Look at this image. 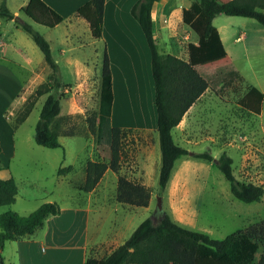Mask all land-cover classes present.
I'll use <instances>...</instances> for the list:
<instances>
[{"label": "rangeland", "instance_id": "1", "mask_svg": "<svg viewBox=\"0 0 264 264\" xmlns=\"http://www.w3.org/2000/svg\"><path fill=\"white\" fill-rule=\"evenodd\" d=\"M85 1L47 0L65 17L55 27L37 23L26 16L21 7L28 0H7L15 18L0 16V133L3 140L0 164L3 172L8 176L12 174L18 186L16 201L0 205V214L8 211L29 214L45 202L59 205L85 202L91 207L88 255L98 258L108 255L124 242L147 217L157 223L168 215L176 223L213 238H224L239 228L264 219V194L260 200L252 202L236 198L217 162L224 152L227 153L233 159V173L239 180L264 186V99L261 113L243 108L238 101L250 83L264 91V39L253 26H249V39L242 40L234 49L238 57L233 63L243 78L220 90L209 86L190 108L187 119L192 128L190 139L197 143L184 141L179 137L178 128L173 130L176 143L190 153L175 161L170 180L162 188L159 183V135L153 127L151 113L152 108L156 113V108L150 98L154 97L150 50L141 26L130 16L128 21L134 31L130 36L136 38L139 52L146 56L147 70L142 59L139 62L136 59L134 67L138 71L124 82L123 66L114 67L117 83L124 80L119 82L121 85L117 91L116 119H124L125 123L133 125L125 128L121 167L119 172L108 169L90 192L79 188L85 180L87 161L102 159L96 133L89 126V117L98 109L103 59L107 40L110 42L112 38L109 26L102 37H94L88 21L76 14V9ZM165 1L177 7L167 14L168 26L162 27L157 35V48L160 52L187 57V44L196 38V34L183 22L179 10L194 0ZM164 2L161 0L157 4L164 7ZM219 15L234 20L226 21L225 27L231 30H239L236 19L258 23L254 18ZM109 17L108 21L114 24L112 16ZM131 21H134L133 25ZM23 22L32 24L34 30L49 41L59 64L60 80L66 91L55 124L60 131L59 140L63 145L60 147L49 148L35 141L36 124L49 93L37 99L22 123L16 122L27 97L40 84L52 79V68L32 37L22 29ZM216 23L219 24L218 20ZM225 44L232 54L233 49L226 37ZM216 63H204L201 69L210 72ZM123 88L128 95L122 98ZM50 92L56 94L57 90L54 88ZM205 151L213 158L193 155ZM68 165L74 168L58 174L61 166ZM119 175L149 186L151 199L148 206H134L116 200ZM262 250L260 247L255 263Z\"/></svg>", "mask_w": 264, "mask_h": 264}, {"label": "trees", "instance_id": "2", "mask_svg": "<svg viewBox=\"0 0 264 264\" xmlns=\"http://www.w3.org/2000/svg\"><path fill=\"white\" fill-rule=\"evenodd\" d=\"M105 1L86 0L76 9V14L88 21L91 33L96 38L103 35ZM158 1L160 0H137L131 7V14L141 26L150 50L155 88L156 129L161 149L159 183L165 188L175 161L190 153L187 148L176 143L173 128L209 86L220 90L243 78L228 57L213 18L219 13L240 15L255 18L264 25V0H194L184 7L183 22L198 35L197 43L188 42L186 58L176 53L160 52L157 48L153 8ZM21 11L33 21L48 27H55L65 19L64 15L46 0H28L21 7ZM0 16L15 18V13L7 6V0H2L0 4ZM21 27L43 52L46 63L52 68V79L40 84L36 91L27 97L16 122L22 123L32 111L37 99L42 94L49 93L36 124L35 141L49 148L63 146L59 140L60 131L55 125L61 112V99L66 95L63 89L65 85L60 80L59 64L53 56L49 41L34 30L32 24L23 22ZM216 61L210 72L201 69L202 64H212ZM54 88L57 90L56 94L50 92ZM114 98L111 60L106 51L98 109L89 117V126L96 133L97 147L102 153V159L87 161L85 180L79 184L82 190L90 191L108 169L115 172L120 170L127 130L112 122ZM263 99L264 93L257 86L248 84L247 91L238 101L243 108L261 113ZM193 155L213 158L208 151ZM217 162L236 198L245 202L262 198L264 186L239 180L233 173V159L227 153L224 152ZM73 168V165L61 166L58 174H65ZM17 194L18 186L14 177H0V205L14 203ZM115 198L124 204L148 206L151 189L126 175H119ZM60 211L61 206L57 202H45L29 214L24 215L17 211L0 214V264H6L2 250L8 240L32 236L45 226L49 216L59 214ZM260 247L263 248L262 254L255 263ZM85 264H264V219L239 228L224 238H213L207 233L176 223L168 215H164L157 223L147 217L108 255L102 258L88 255Z\"/></svg>", "mask_w": 264, "mask_h": 264}, {"label": "crops", "instance_id": "3", "mask_svg": "<svg viewBox=\"0 0 264 264\" xmlns=\"http://www.w3.org/2000/svg\"><path fill=\"white\" fill-rule=\"evenodd\" d=\"M136 1L137 0H106L105 10H104L103 34L106 26L112 28L111 29L112 38L110 39V42L109 40L106 39L107 40L106 51L108 52L111 60V68L113 72V87L115 93L114 105L112 111V122L116 126H121L125 128H129V126H133V125L125 123L124 119L123 120L116 119L117 118L116 108H117V99H118L117 91L121 85L119 84V82H123L124 80H119V82L117 83L118 77L114 76V71H115L114 67L115 65L118 66V64L123 66V71L125 73L124 82H126L127 79H129L134 72L138 71L135 70L134 67V63L136 59H138V62L140 61V59H142L144 69L147 70L146 56L144 54H141V52H139L140 51L139 46L136 45L135 42L136 38L130 36L131 33H134V31L130 26L129 23L130 20L128 18H130V16L133 17V15L131 14V7ZM158 2L154 4V8H153V16L155 19V29H154L155 38L157 37V35L158 36L160 35L162 27L168 26V21H167L168 12L170 10H174L177 7L176 5H172L171 2L168 5L166 1L164 2V0L163 2L166 3V6L161 7L157 4ZM190 4H188L187 6H189ZM50 5L52 4L50 3ZM156 6H158L157 10H156ZM187 6L183 5L181 10L177 9L176 11L179 10L182 15L183 8ZM108 15H110V17L112 16L114 24H111L108 21ZM232 16L252 18V17L240 16V15H232ZM229 18L230 17H224L217 14L213 18V23L219 30L225 47H226L225 37L229 41V46L233 50L231 52L232 54H230L228 48L226 47L227 54H230L229 56L231 57V60L235 61L237 60L236 58L238 57V55L236 54V51H234V49H236L237 47L236 45L239 42H241L244 39L247 40L249 39V34L251 32L249 26H253V28L257 32H260V35L264 39V27H259L258 24H260L261 26L264 25H262L258 21H257L258 23H254L253 21H249L246 19H236V22L239 25L238 27L239 30H231L228 27L227 28L225 27L227 20L234 21ZM216 20H218L219 24L216 23ZM133 22L134 21H131L132 25L134 24ZM186 26L190 28L187 24ZM197 40H198V35L196 34V38L190 42L197 43ZM148 80H149V75H148ZM257 87L264 93L263 88L259 86ZM148 89H149V84H148ZM154 94H155V88H154ZM127 95L128 92L123 88V91L121 92V97L123 98ZM152 97L150 96L151 104H154V97L153 98ZM193 105L190 108H192ZM190 108L186 111L182 120L179 122L177 126L173 128V130L175 128H178L179 137H182L184 141H187L188 143H197V141L190 139L192 128H190L187 123V119L191 111ZM4 111L5 110L2 111L1 113L2 115ZM151 113H152L153 127L155 128L156 132H158L156 129V120H157L156 113L153 108L151 110ZM0 146L1 147L3 146L1 133H0ZM2 169L0 170V177L8 178L12 176V174L8 176L5 172H3ZM89 198L90 195L88 197V202H89ZM60 206H61L60 213L49 216L46 220L45 226L41 229V231L38 232L37 230L30 237H24L16 240H8L5 243L2 253L6 264H85L86 263V259L89 253L88 249H89L90 236H91L90 234L91 207L89 206V204H86L85 202L83 204H77V205L61 204ZM107 239H105L104 242Z\"/></svg>", "mask_w": 264, "mask_h": 264}, {"label": "water", "instance_id": "4", "mask_svg": "<svg viewBox=\"0 0 264 264\" xmlns=\"http://www.w3.org/2000/svg\"><path fill=\"white\" fill-rule=\"evenodd\" d=\"M159 207L161 208V203H159Z\"/></svg>", "mask_w": 264, "mask_h": 264}]
</instances>
